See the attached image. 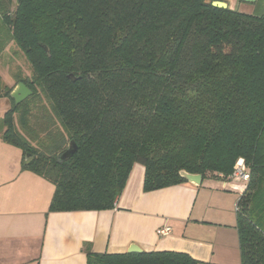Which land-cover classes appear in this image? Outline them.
I'll return each mask as SVG.
<instances>
[{
  "label": "trees",
  "instance_id": "trees-1",
  "mask_svg": "<svg viewBox=\"0 0 264 264\" xmlns=\"http://www.w3.org/2000/svg\"><path fill=\"white\" fill-rule=\"evenodd\" d=\"M207 1L0 0V56L23 53L31 72L15 83L32 91L15 105L0 76V137L54 185L49 212L113 209L136 163L148 192L188 183L180 170L227 181L242 158L241 264H264V11ZM199 263L86 251V264Z\"/></svg>",
  "mask_w": 264,
  "mask_h": 264
},
{
  "label": "crops",
  "instance_id": "crops-1",
  "mask_svg": "<svg viewBox=\"0 0 264 264\" xmlns=\"http://www.w3.org/2000/svg\"><path fill=\"white\" fill-rule=\"evenodd\" d=\"M222 1L231 10L256 8V0ZM9 106L1 97L0 118ZM143 177L144 166L134 164L113 209L49 212L54 185L24 168L22 150L0 137V264H86L87 250L122 253L131 244L184 252L199 264H241L235 204L242 187L207 176L199 186L144 192ZM164 227L168 233H157Z\"/></svg>",
  "mask_w": 264,
  "mask_h": 264
},
{
  "label": "rangeland",
  "instance_id": "rangeland-1",
  "mask_svg": "<svg viewBox=\"0 0 264 264\" xmlns=\"http://www.w3.org/2000/svg\"><path fill=\"white\" fill-rule=\"evenodd\" d=\"M13 4H14V2H13ZM253 10H251V11H253ZM255 10L257 11L256 14H260L264 11V0H261L257 3ZM240 11L242 12V10H240ZM7 36H8V31H7L6 27L2 26V24H1L0 25V45L5 42ZM12 49L10 50L11 55L13 54L12 56L9 55L10 53L9 54L8 53H2L0 56L1 83H2V85H4V86L6 85L9 87L15 86L16 75L27 76V75H30V72H31L30 64L28 63V61L24 57L23 53L17 48L15 49L17 51H13ZM5 61H7L8 64L4 63V65H3L2 62H5ZM8 103L10 104L9 100H8ZM204 180L206 181V178ZM230 183H231V185H232V183H234L235 185H233V186H236V187L240 186L242 188L245 185L244 182L231 181Z\"/></svg>",
  "mask_w": 264,
  "mask_h": 264
},
{
  "label": "water",
  "instance_id": "water-1",
  "mask_svg": "<svg viewBox=\"0 0 264 264\" xmlns=\"http://www.w3.org/2000/svg\"><path fill=\"white\" fill-rule=\"evenodd\" d=\"M246 2H252L253 0H244ZM208 3H210L212 6L220 7V8H227V3L222 0H208ZM45 51H48L47 47H44ZM32 94V91L22 82H17L15 86H13L10 97L13 99L14 104L17 105L20 102L24 101L27 97H29ZM77 150V145L74 142V140H70L67 143V146L65 150L60 155V160L68 159L72 156V154ZM28 155L25 156L27 159ZM179 175L186 179L188 183L192 184L193 186H199L201 183L202 176L201 174H192L188 173L185 170H180ZM244 188V187H243ZM242 188V189H243ZM141 248L137 246L136 244H131L129 248L127 249V252L130 253H139L141 252Z\"/></svg>",
  "mask_w": 264,
  "mask_h": 264
},
{
  "label": "built area",
  "instance_id": "built-area-1",
  "mask_svg": "<svg viewBox=\"0 0 264 264\" xmlns=\"http://www.w3.org/2000/svg\"><path fill=\"white\" fill-rule=\"evenodd\" d=\"M248 180H249V172L247 170L245 162L242 158H238L233 165L232 172L228 176L227 181H224V182L225 183L231 182V181L244 182L245 183L244 188H245ZM241 192H242V190H241ZM237 201H238V199H237ZM236 209H237V202L235 204V211H236ZM168 231H169V227H164V228H159L157 230V233L163 235V234L168 233Z\"/></svg>",
  "mask_w": 264,
  "mask_h": 264
}]
</instances>
